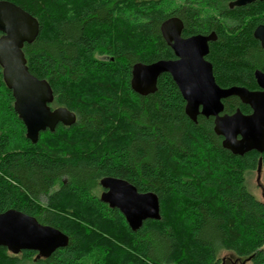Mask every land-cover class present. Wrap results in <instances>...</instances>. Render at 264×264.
<instances>
[{"label":"trees","instance_id":"1","mask_svg":"<svg viewBox=\"0 0 264 264\" xmlns=\"http://www.w3.org/2000/svg\"><path fill=\"white\" fill-rule=\"evenodd\" d=\"M8 1L37 19V37L22 48L27 68L50 85V107H65L75 121L32 143L0 66V212L19 210L68 236L46 258L0 246V264H223L221 251L264 264V202L245 178L264 168V151L225 149L212 117L185 114L168 73L153 93L130 87L135 63L175 57L159 26L176 16L182 36L216 35L206 59L217 84L254 89L264 50L252 32L264 23V1ZM222 102L224 113L250 112L236 96ZM104 176L155 193L160 219L131 230L100 200Z\"/></svg>","mask_w":264,"mask_h":264},{"label":"water","instance_id":"2","mask_svg":"<svg viewBox=\"0 0 264 264\" xmlns=\"http://www.w3.org/2000/svg\"><path fill=\"white\" fill-rule=\"evenodd\" d=\"M253 1L233 0L229 6H243ZM159 30L175 58L159 59L149 64L135 63L131 68V89L140 95L153 93L158 77L168 73L185 101V114L193 122L197 121L198 115L212 117L215 134L222 137V146L234 155H243L251 150L262 153L264 73L254 71L261 90L236 85L222 88L215 82L211 63L205 59L208 42L215 39L213 32L183 37V23L176 16L162 21ZM38 32L39 23L34 16L11 1L0 0L2 78L11 90L13 109L32 143H36L40 133L46 129L53 131L58 123L71 125L75 121V114L65 107H50L53 100L50 85L45 79L32 75L27 68L22 48L25 43L33 42ZM253 36L264 49V25H258ZM230 96H236L251 111L243 113L237 108L233 113H224L222 100ZM99 185L102 188L100 200L110 208H117L131 230L139 229L147 219H160L159 200L155 193L140 192L125 179L113 176L102 177ZM67 243L66 234L41 224L31 215L13 208L0 212V246L12 254L34 250L37 257L46 258Z\"/></svg>","mask_w":264,"mask_h":264},{"label":"rangeland","instance_id":"3","mask_svg":"<svg viewBox=\"0 0 264 264\" xmlns=\"http://www.w3.org/2000/svg\"><path fill=\"white\" fill-rule=\"evenodd\" d=\"M103 57L101 56V58ZM245 178L248 190L264 202V168L260 167L249 171ZM220 256L223 259V264H249L245 258H237L231 252L221 251Z\"/></svg>","mask_w":264,"mask_h":264},{"label":"flooded vegetation","instance_id":"4","mask_svg":"<svg viewBox=\"0 0 264 264\" xmlns=\"http://www.w3.org/2000/svg\"><path fill=\"white\" fill-rule=\"evenodd\" d=\"M231 1H233V0H229L228 1V6H229V3L231 2ZM255 1V0H254ZM253 1V2H254ZM258 1H260V0H258ZM230 7V6H229ZM233 7H235V6H233ZM230 8H232V7H230ZM258 25H264V23L262 22V23H259V24H257L254 28H253V31H254V29L258 26ZM181 35H182V33H181ZM252 35H253V32H252ZM192 36V35H191ZM183 37H188V36H183ZM215 37H216V35H215ZM254 37V36H253ZM255 38V37H254ZM256 39V38H255ZM215 40V39H214ZM258 42H259V44H260V41L258 40V39H256ZM213 41V40H212ZM211 41H209L208 42V51H209V43H210ZM260 47H261V44H260ZM262 48V47H261ZM263 49V48H262ZM264 50V49H263ZM207 54H208V52H207ZM207 54L205 55V59H206V56H207ZM175 58V57H174ZM207 60V59H206ZM208 61V60H207ZM209 62V61H208ZM212 65V64H211ZM255 70H259V71H261V72H263L264 73V71H262V70H260V69H255ZM254 70V71H255ZM212 72H213V69H212ZM214 76V75H213ZM253 76H254V72H253ZM215 79V78H214ZM254 79H255V77H254ZM216 82V81H215ZM255 84H256V87L254 88V89H249V90H261L262 88L257 84V82H256V79H255ZM219 85V84H218ZM220 86V85H219ZM232 86V85H231ZM236 86H242V85H236ZM220 87H222V88H225V87H223V86H220ZM227 87H229V86H227ZM242 87H245V86H242ZM245 88H247V87H245ZM248 89V88H247ZM251 111V110H250ZM102 189V188H101ZM102 191V190H101Z\"/></svg>","mask_w":264,"mask_h":264}]
</instances>
